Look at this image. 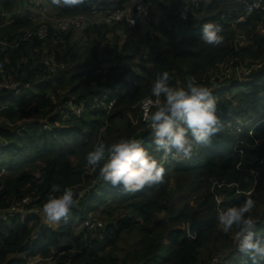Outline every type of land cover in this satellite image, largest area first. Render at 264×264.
<instances>
[{
    "label": "trees",
    "instance_id": "obj_1",
    "mask_svg": "<svg viewBox=\"0 0 264 264\" xmlns=\"http://www.w3.org/2000/svg\"><path fill=\"white\" fill-rule=\"evenodd\" d=\"M134 1L92 0L95 7L84 4L74 9L50 5L57 11L56 18L116 10ZM144 2L148 13L138 15L135 26L125 22L88 26L78 35L74 29H50L53 32L39 39L33 35V21L27 13L16 9L21 1L0 0L2 80L18 84L21 90L20 94L12 89L0 91V104L5 106L1 114L9 120L35 114L36 119L54 126L42 129L39 123L30 122L17 130L18 126L10 129L1 123L0 211L24 196L33 197L35 206L42 208L53 184L61 190L88 189L81 198L75 197L78 203L71 219L61 220L57 228L43 225L34 215L22 222L16 217L0 220V264H28L30 258H37L38 264H226L210 257L230 245L218 222L197 229L193 238L187 237L185 227L192 219L207 220L218 208L239 206L248 198L255 201L249 215L257 222V235L264 237V11L246 15L241 0ZM185 7L183 19L180 13ZM2 13H8L13 23L2 25ZM241 16L245 21L236 23ZM205 23L220 27L222 43L213 46L200 38ZM27 33L30 38L18 42ZM240 38L242 44H235ZM75 47H82L85 59L70 53ZM48 55L61 61L64 69L48 75L42 63ZM232 58L239 66L260 67L241 81L233 75L218 83L224 86L213 89L214 98L225 94L231 98H223L217 105L223 131L209 146L194 149L191 159L169 156L161 161L165 168L162 184L135 193L108 183L90 187L99 169L90 172L85 157L98 141L110 145L120 138H135L155 152L152 131L142 130L143 123L133 120L140 101L154 98L151 87L158 75L168 72L171 87H186L195 78L209 88L210 72ZM83 59L85 63L77 65ZM56 91L61 94L53 93ZM110 101L113 105L108 109ZM33 103L36 105L30 109ZM70 103L83 105L82 112L75 114ZM168 177L172 183L167 182ZM186 195L188 201L176 207L174 198ZM109 198L120 201L126 215L111 217L105 207ZM92 212L103 218L108 214L99 234L85 225ZM128 234H136L137 243L118 259L119 239ZM228 254L229 264L247 261L237 244ZM204 256L208 258L204 260Z\"/></svg>",
    "mask_w": 264,
    "mask_h": 264
},
{
    "label": "clouds",
    "instance_id": "obj_2",
    "mask_svg": "<svg viewBox=\"0 0 264 264\" xmlns=\"http://www.w3.org/2000/svg\"><path fill=\"white\" fill-rule=\"evenodd\" d=\"M50 4L57 9H74L84 4L96 6L92 0H50ZM86 29L87 27L74 30ZM220 31L218 25L205 23L202 25L200 38L209 45L217 46L223 40L219 35ZM242 41L241 38L237 39L235 44L240 45ZM169 79L168 72H163L156 77L151 87V95L155 98V110L146 111L144 116V120L152 130L155 152L162 154L160 159L144 148L141 140L135 138H120L110 145L100 140L86 154L85 160L86 164L91 167L90 172L99 169L100 178L112 187H120L124 192L135 193L146 186L162 184L165 168L161 161H167L169 156L191 159L194 149L209 146L212 139L223 131V123L217 115L216 99L208 87L197 83L195 78H191L186 87H171ZM74 190L76 189L61 190L60 185L53 184L47 201L42 205L44 216L29 215L37 216L41 220L45 219L50 223L66 221L73 214L72 208L78 203L75 197L80 191L76 190L77 193H74ZM56 193L61 194L56 195ZM254 207L255 201L248 198L239 206L227 209L218 208L216 222L222 226L225 233L230 232L234 227L237 229V250L247 257V261L251 264H264V237L257 235V222L249 215ZM89 216L94 215L89 214L87 218ZM13 217L21 222L25 220L19 216ZM13 217L5 220L0 217V220L6 221ZM102 224L104 226L103 222ZM43 225L51 227L49 224ZM34 238L35 235L31 237V240ZM35 259L38 261L37 258Z\"/></svg>",
    "mask_w": 264,
    "mask_h": 264
},
{
    "label": "built area",
    "instance_id": "obj_3",
    "mask_svg": "<svg viewBox=\"0 0 264 264\" xmlns=\"http://www.w3.org/2000/svg\"><path fill=\"white\" fill-rule=\"evenodd\" d=\"M241 3L245 6V13L246 15L253 13L255 10L261 9L264 11V0H253L251 2L246 0H241ZM44 6H39V9H41V12L43 10ZM186 11L187 7L184 8V10L180 13V16L185 19L186 17ZM148 13V6L145 4L144 0H135L133 3L126 5L123 8L116 9V10H105V11H92L90 15H75V16H65V17H58L61 19L54 20L55 17L50 18V23L47 22V20H43L46 15L45 13H40L39 15V21L40 24L35 27L33 30V35H36L39 39H45L48 34L51 31L50 29L54 31H68L70 29H83L88 26H98L100 24H104L107 26H111L116 23L126 22L127 24L131 26H135L138 23V15L146 16ZM12 17L8 13H2V25H8L9 23H13ZM245 17L241 16L239 17L235 22H244ZM31 33L25 34L23 37L18 39L19 41H26L30 38ZM42 63L46 67L47 74L52 75L55 74L58 71H61L64 69L63 63L56 62L53 56H45L42 60ZM224 67V69H222ZM259 65H250L249 67L245 66H239L236 65V59L232 58L228 62H224L221 64H217L216 68L213 69L210 72V76H212L210 82L212 85H210L209 89L212 90L215 88L220 81L229 80L235 75L237 77L238 81L243 80L246 77H249L252 75L255 71L259 69ZM230 70L232 73L229 75ZM4 72V67L2 62H0V91L2 89H12L15 91H18V84L16 83H9L8 81L2 80ZM117 88H119L120 84H116ZM114 85V86H116ZM97 100L98 97H95ZM154 100L155 98H143L140 101L141 105V120L146 123L147 129L150 131L151 128L149 127V124L144 120V116L146 114V111L154 110ZM113 105V101H111L108 105V109H110ZM139 105V106H140ZM70 109L77 115H79L82 112L83 105H79L78 107H73L72 103H70ZM140 110V108H139ZM239 122V121H237ZM226 127L232 128L233 130L240 132V128L230 126L229 124H226ZM240 127V126H239ZM6 145V143H5ZM261 163V162H260ZM101 183H106L103 181L99 173L96 175L95 179L93 180V184L90 187H93L94 185H99ZM74 189L77 190V187H74ZM74 190V193H77V191ZM88 189H83L80 191V193H84ZM34 199L30 196H25L15 202L7 208L6 211L3 212V214H0V217L5 220L8 217L13 216H19L21 219H25L26 216L29 214L44 216L42 213V208L37 207L33 204ZM86 225L88 228L94 233L99 234L100 231L103 228L102 222L97 219L94 216H89L86 219ZM188 225H186V233L188 237H193V233L189 234L188 232ZM216 262V260H214Z\"/></svg>",
    "mask_w": 264,
    "mask_h": 264
},
{
    "label": "rangeland",
    "instance_id": "obj_4",
    "mask_svg": "<svg viewBox=\"0 0 264 264\" xmlns=\"http://www.w3.org/2000/svg\"><path fill=\"white\" fill-rule=\"evenodd\" d=\"M32 2H35V0H31ZM202 1H207V0H202ZM44 1L43 0H40L38 3V5H40L41 3H43ZM41 6V5H40ZM40 13H45V15H46V17L43 19V20H49V17H55V16H52L55 12L53 11V14H49L50 12H49V10H48V6L45 4V6H44V8H43V10H42V12H40ZM41 15V14H40ZM57 19H61V18H58V17H56L54 20H57ZM40 24V22H38V21H33V26L31 27V30L32 29H35V27L37 26V25H39ZM70 30H73V29H70ZM33 31V30H32ZM74 33H76V31H73ZM109 38H111V36L109 35L108 36ZM82 47H75V48H71V50H70V53H72V52H76L77 53V57H80V56H84V59H85V56H86V53H85V51H82V50H80ZM2 49H4V48H2ZM26 52L27 53H30V48H27L26 49ZM80 52H82V54L80 53ZM64 58V55H62V59ZM60 59H61V56H60ZM82 60V61H77V65H79V66H82L84 63H85V60ZM66 66V65H65ZM66 68H67V66H66ZM222 69H224V67L222 68ZM57 73V72H56ZM232 73V71L230 70V72H229V75ZM6 80H4V82H5ZM238 81V80H237ZM222 86H224V85H222V84H218L215 88H213L214 90H217L219 87H222ZM210 90L211 92L212 91H214V90ZM23 91V90H22ZM37 92V91H36ZM15 93H17V94H20L21 93V90H18V91H15ZM53 93H56V94H61V92H59V91H56V92H53ZM53 93H51V97L53 98L54 96H53ZM230 97V95L229 94H225L224 95V97H222V98H215L216 99V102H217V105L219 104V103H221V100L223 99V98H229ZM231 98V97H230ZM34 98H32L30 101H32ZM28 101V98L26 99V100H24L23 101V103H26ZM35 105H36V103H33L31 106H30V109L31 108H33V107H35ZM3 108H5V106H1V104H0V125H1V123H4V124H6V125H9L11 128L10 129H12V128H16L17 126L19 127L17 130H20V129H22L24 126H26L28 123H33V122H37V123H39L41 126H42V129H49V130H51V129H53L54 128V126H51V125H49L48 124V121L47 120H43V119H41V118H38V119H36V117L37 116H35V114L34 115H32V116H30V117H15V119L13 120V118H12V120H9L8 118H6L4 115H2L1 113L2 112H4V110L5 109H3ZM139 108H140V110H139V112H138V114H136L137 115V117H135L134 118V123H138L139 121H140V123L139 124H142V126L143 127H141V129L142 130H146L147 129V127H146V123L145 122H143L142 120H141V114H142V110H141V105L139 106ZM3 110V111H2ZM18 111H20L19 109H16V112H18ZM135 115V116H136ZM145 126V127H144ZM146 128V129H145ZM7 144V142H4V144ZM151 152H153V154L154 155H156V154H158V159H160V157H161V153H156V152H154V150H152L151 149ZM34 174H37V171L35 170L34 171ZM170 182V183H172V180H171V178L170 177H168L167 178V182ZM102 187H105V185L104 184H102L101 185ZM86 188V187H85ZM81 190H83V189H81V188H77V191H81ZM82 194L83 193H80V192H78L77 193V196L78 197H81L82 196ZM175 200H174V205L176 206V207H180V206H182L184 203H186L187 201H188V196L186 195V196H177L176 198H174ZM220 200L218 199V202H219ZM107 205L105 206L106 207V209H108L110 212H111V217H121V216H124V215H126V213H127V209L126 208H124V206H123V204L120 202V201H117V200H112V198H109L108 200H107V203H106ZM3 212L4 211H0V214H3ZM90 214H92V215H94V216H96V217H98L103 223H105L106 221H105V218H106V216L108 215V214H106V215H104V218L100 215V214H98V213H95V212H92V213H90ZM89 215V214H88ZM68 218H71V215L68 217ZM193 220V219H192ZM195 221H197L196 219H194ZM216 222V221H215ZM214 222V223H215ZM42 223L43 224H49L51 227H54V228H57L59 225V223H50V222H47L45 219H42ZM192 223V221L190 222V224ZM189 224V225H190ZM188 225V226H189ZM219 227H220V229L222 230V226H220L219 225ZM186 230V229H185ZM223 231V230H222ZM228 234V236H229V240H230V245L226 248V249H224V250H222V251H220V252H217V253H215L214 255H211L210 257H213V256H215V257H217L220 261L222 260L223 262L225 261V263L226 264H229V262H226V261H228V257L230 256L228 253L231 251V247L233 246V245H235V244H237V240H236V229H235V227L230 231V232H228L227 233ZM136 243H137V237H136V234H131V235H122L121 237H120V239H119V242H118V245H117V250H116V252H115V254H116V256L118 257V259H120V258H122L123 256H124V254L127 252V251H129V250H131L135 245H136ZM208 257H205L204 256V260L205 259H207ZM203 260V261H204ZM35 263H37V262H35ZM40 263V262H39ZM28 264H33L32 262H28Z\"/></svg>",
    "mask_w": 264,
    "mask_h": 264
},
{
    "label": "crops",
    "instance_id": "obj_5",
    "mask_svg": "<svg viewBox=\"0 0 264 264\" xmlns=\"http://www.w3.org/2000/svg\"><path fill=\"white\" fill-rule=\"evenodd\" d=\"M21 1L20 4H18L16 6V9L19 11V13H27L28 15V18L31 20V21H38V22H41L39 21V15H40V12H41V9H39V6L42 5V6H45V4L48 6V10H49V14H53V11L55 12L52 16H55V14L57 13V11L55 10L54 7H52L47 0H43L44 2L41 3L40 5H38L39 1L40 0H35V2H32L31 0H18V3ZM119 32V31H117ZM79 31L76 32V35H78ZM120 33V37H123V33L122 32H119ZM143 52V50H142ZM71 219V218H69ZM28 261L32 262L33 264H38V263H35L37 262L35 258H30Z\"/></svg>",
    "mask_w": 264,
    "mask_h": 264
},
{
    "label": "water",
    "instance_id": "obj_6",
    "mask_svg": "<svg viewBox=\"0 0 264 264\" xmlns=\"http://www.w3.org/2000/svg\"><path fill=\"white\" fill-rule=\"evenodd\" d=\"M215 221H217V212H215L209 219L204 221H195L193 219L192 223L188 226V232L189 234H192L195 230L213 224Z\"/></svg>",
    "mask_w": 264,
    "mask_h": 264
}]
</instances>
